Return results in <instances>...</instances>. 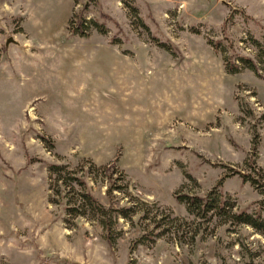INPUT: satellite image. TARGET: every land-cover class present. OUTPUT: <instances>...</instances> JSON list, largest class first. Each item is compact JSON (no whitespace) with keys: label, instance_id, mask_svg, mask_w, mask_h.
<instances>
[{"label":"rangeland","instance_id":"obj_1","mask_svg":"<svg viewBox=\"0 0 264 264\" xmlns=\"http://www.w3.org/2000/svg\"><path fill=\"white\" fill-rule=\"evenodd\" d=\"M225 22L228 53L259 62L264 0H0V264H264L263 233L178 199L222 181L233 211L264 218L239 174L264 183V64L226 71L209 43ZM85 159L92 193L133 208L114 246L53 201L49 164L81 175Z\"/></svg>","mask_w":264,"mask_h":264},{"label":"trees","instance_id":"obj_2","mask_svg":"<svg viewBox=\"0 0 264 264\" xmlns=\"http://www.w3.org/2000/svg\"><path fill=\"white\" fill-rule=\"evenodd\" d=\"M246 18L250 19L251 16H247ZM94 22L95 27L103 34L109 31L105 23H99L97 21ZM87 25L88 22L86 21L85 17L80 16V18L76 20L75 26L72 28V32L75 34L88 35L86 31ZM226 26L227 22H225L223 25V39H209V43L213 46L214 50L223 54L226 71L230 74H236L243 71V69L248 68L253 70L258 76H261L260 63L264 64V45L255 39L253 40L254 45L263 55L260 56L259 62L251 57L237 54L234 50L233 53H228L227 47L225 46L226 40H229V34L227 32ZM161 44L163 46H168L167 48L170 49H174L176 47L171 40L167 41V43L163 42ZM232 46L233 43H231V47ZM86 161L87 160L85 159L83 162H81V164H79L81 167V175L76 173V171L69 169V166L66 164H49L51 174L55 175L56 177L55 185H57V189L55 191L56 199L53 201H56L57 203H64L65 209L72 215L87 216L98 222L104 231L105 238L112 246H114L117 239L122 235V231L118 227L119 219L120 217L126 219L131 217L133 208L132 206L115 208L112 205L107 206L103 204L92 193L89 187L88 176L91 168L86 166ZM113 173V171L111 172L110 165H105L102 167V171L98 175L101 176L103 180L109 179L110 185L107 189L109 196L114 192V190L118 188L121 189L123 187L122 185H116L117 181L113 179ZM262 173L258 171L260 177L264 178L263 170ZM239 174H242L245 181L249 180L257 187L262 185L264 192V183L262 179H257L251 174ZM72 184L78 185L80 189L78 191L75 189H70L72 188ZM221 185L222 181L220 182L219 186L214 187V189H212L205 197L187 194L183 195L182 197H178V199L187 203V208L190 213H197L199 216L203 217H207L211 212L214 216H230L234 222L251 225L257 231L264 234V218L261 216V214L250 213L247 210L233 211L234 205L230 203L229 196L222 191V188L220 187ZM158 209H161V207L158 206ZM154 223L155 228H160L159 221H155ZM153 234L154 236H160L163 234V232L159 231ZM147 236L149 235H144L143 237L149 238L150 240L153 238L151 236ZM144 238L140 239L139 243L144 242Z\"/></svg>","mask_w":264,"mask_h":264}]
</instances>
